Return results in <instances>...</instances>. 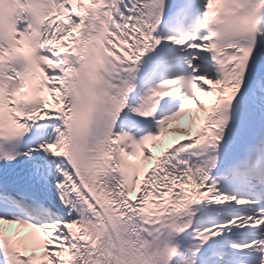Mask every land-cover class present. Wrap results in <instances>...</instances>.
I'll use <instances>...</instances> for the list:
<instances>
[{"label":"snow or ice","instance_id":"1","mask_svg":"<svg viewBox=\"0 0 264 264\" xmlns=\"http://www.w3.org/2000/svg\"><path fill=\"white\" fill-rule=\"evenodd\" d=\"M0 264H264V0H0Z\"/></svg>","mask_w":264,"mask_h":264},{"label":"bare ground","instance_id":"2","mask_svg":"<svg viewBox=\"0 0 264 264\" xmlns=\"http://www.w3.org/2000/svg\"><path fill=\"white\" fill-rule=\"evenodd\" d=\"M186 123H187V121H186Z\"/></svg>","mask_w":264,"mask_h":264}]
</instances>
